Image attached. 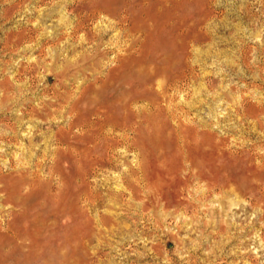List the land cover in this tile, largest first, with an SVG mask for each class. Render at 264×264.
<instances>
[{
  "label": "rangeland",
  "instance_id": "rangeland-1",
  "mask_svg": "<svg viewBox=\"0 0 264 264\" xmlns=\"http://www.w3.org/2000/svg\"><path fill=\"white\" fill-rule=\"evenodd\" d=\"M263 186L264 0H0V264H264Z\"/></svg>",
  "mask_w": 264,
  "mask_h": 264
},
{
  "label": "bare ground",
  "instance_id": "bare-ground-1",
  "mask_svg": "<svg viewBox=\"0 0 264 264\" xmlns=\"http://www.w3.org/2000/svg\"><path fill=\"white\" fill-rule=\"evenodd\" d=\"M80 9H81V8H80ZM78 10H79V9H78ZM99 10H100V9H99ZM99 10H98V11H99ZM98 11L96 10V12H98ZM106 11H108V10H106ZM101 12H102V11H101ZM78 13H79V12H78ZM78 13H77V14H78ZM91 13H92V12H91ZM93 13H95V12H93ZM125 13H126V12H125ZM89 14H90V13H89ZM89 14H88V15H89ZM101 14H105V12L100 13V15H101ZM106 15H107V14H106ZM127 15H128V14H127ZM134 15H135V14H134ZM84 16H85V15H84ZM94 16H95V15H94ZM98 16H99V14L97 15V18H98ZM119 16H120V15H119ZM80 17H81V16H80ZM80 17H79V18H80ZM92 17H93V16H92ZM100 17H101V16H100ZM110 17L112 18L111 15H110ZM113 17L116 19V16H113ZM87 18H88V17L86 16V19H87ZM94 18H95V17H94ZM128 18H129V17H128ZM81 19H82V18H81ZM88 19L91 20L90 18H88ZM132 19H133V18H132ZM134 19H135V18H134ZM83 20H84V19H83ZM113 20H114V19H113ZM129 20H130V19H129ZM77 21H78V19H77ZM92 21H93V20H92ZM120 21H121V20H120ZM84 22H85V21H84ZM84 22H83V23H84ZM114 22H115V21H114ZM116 22H117V21H116ZM121 22H122V21H121ZM121 22H119V23H121ZM123 22H127V21H124V19H123ZM78 23H79V22H78ZM83 23H82V24H83ZM87 23H88V22H87ZM87 23H86V24H87ZM123 24H126V23H123ZM130 24H131V23H130ZM162 24H163V23H162ZM127 25H128V24H127ZM133 25H134V23H133ZM135 25H136V24H135ZM135 25H134V27H135ZM138 25H139V24H138ZM163 26H164V25H163ZM173 26H174V25H173ZM132 27H133V26H132ZM160 27H161V26H160ZM164 28H165V27H164ZM164 28H163V29H164ZM168 28H169V27H168ZM72 29H74V27H73V28L71 27V30H72ZM83 29H84V28H83ZM85 29H86V26H85ZM161 29H162V28H161ZM81 30H82V29H81ZM96 30H97V29H96ZM129 30H130V28H129ZM136 30H138V27H137V29L134 30V32H135ZM72 31H73V30H72ZM75 31H76V30H75ZM75 31H74V33H75ZM78 31H79V27H78ZM82 31H83V30H82ZM131 31H132V30H131ZM131 31H130V32H131ZM140 31H141V29H140ZM158 31H160V30H158ZM89 32L91 33V31H89ZM179 32H180V31H179ZM179 32H178V33H179ZM78 33H79V32H78ZM78 33H77V34H78ZM132 33H133V32H132ZM142 33H143V32H142ZM169 33H170V32H169ZM176 33H177V32H176ZM182 33H183V31H182ZM94 34H95V32H94ZM184 34H186V33H184ZM184 34H182V35H184ZM86 35H88V34L86 33ZM92 35H93V34H92ZM140 35H141V34H139V36H140ZM147 35H148V34H147ZM178 35H180V34H178ZM94 36H95V35H93V37H94ZM88 37H89V36H88ZM184 37H186V36H184ZM94 38H96V36H95ZM94 38H93V39H94ZM181 38H182V37H181ZM89 39H91V38H89ZM137 39H138V38H137ZM145 39H146V38H145ZM173 39H174V38H173ZM183 39H184V38H183ZM86 40H88V38H87ZM86 40H85V41H86ZM138 40H139V39H138ZM174 40H175V39H174ZM185 40H186V39H185ZM187 40H188V39H187ZM96 41H97V39H96ZM142 41H143V40H142ZM142 41H141V44H142ZM144 41H145V40H144ZM176 41H177V40H176ZM138 42H140V41H138ZM138 42H137V43H138ZM183 42H185V41H183ZM197 42H198V41H197ZM176 43H177V42H176ZM181 43H182V42H181ZM186 43H187V42H186ZM188 43H189V41H188ZM195 43H196V42H195ZM138 44H139V43H138ZM138 44H137V45H138ZM190 44H191V42H190ZM191 45H192V44H191ZM188 46H189V45H188ZM192 46H193V45H192ZM192 46H191V47H192ZM131 47H132V46H131ZM189 47H190V46H189ZM96 48H97V47H96ZM141 49H142V48H141ZM141 49H140V50H141ZM97 50H98V49H97ZM143 50H144V49H143ZM141 51H142V50H141ZM187 51H188V49H187ZM189 51H190V49H189ZM105 55H106V53H105ZM169 55H170V54H169ZM129 58H130V57H129ZM126 59H127V58H126ZM124 60H125V59H124ZM128 60H129V59H128ZM117 63H118V62H117ZM118 66H119V65H118ZM174 67H176V66H174ZM174 67H173V68H174ZM187 67H188V66H187ZM191 67H193V66H191ZM191 67H190V68H191ZM170 68H171V67H170ZM180 68H181V67H180ZM191 70H192V68H191ZM171 71H172V70H171ZM174 72H176V70H175ZM117 73H118V72H117ZM181 73H182V72H181ZM182 74H183V73H182ZM186 75H187V73H186ZM186 75L184 74V75H182V76H186ZM180 77H181V75H180ZM187 77H189V76H187ZM174 78H175V76H174ZM182 78H185V77H182ZM190 78H191V77H190ZM171 79H172V77H171ZM177 79H179V77H177ZM174 80H175V79H174ZM181 80H182V79H181ZM179 81H180V79H179ZM171 82H173V81H171ZM167 83H170V82L168 81ZM178 83H179V82H178ZM178 83L175 84V85L177 86ZM170 85H172V84H170ZM168 86H169V85H168ZM172 86H173V85H172ZM178 86H179V85H178ZM166 88H168V87L166 86ZM171 88H172V87H171ZM176 88H177V87H176ZM168 89H170V88H168ZM173 89H175V88H173ZM162 91H165V90L163 89ZM166 92H167V91H166ZM166 92H165V93H166ZM166 94H167V93H166ZM168 94H169V93H168ZM163 95H164V93H163ZM166 97H167V95H166ZM169 97H170V96H169ZM81 98H82V96H81ZM81 98H80V99H81ZM162 98H163V96H162ZM167 98H168V97H167ZM164 99H165V98H164ZM171 99H172V98H171ZM86 100H87V99H86ZM86 100H85V101H86ZM172 100H173V99H172ZM77 101H78V100H77ZM77 101H76V102H77ZM170 101H171V100H168L169 104L171 103ZM173 101H174V100H173ZM72 102H73V101H72ZM76 102H75V103H76ZM168 102H167V103H168ZM173 103H174V102H173ZM173 103H172V104H173ZM73 104H74V103H73ZM74 105H76V104H74ZM70 108H71V106H70ZM172 108H173V107H172ZM75 109H77V108H75ZM72 110H73L72 112L77 111V110H74V108H72ZM97 110H98V109H97ZM124 110H126V109H124ZM69 111H70V110H69ZM95 111H96V110H95ZM95 111H94V112H95ZM98 111H99V110H98ZM99 112H100V111H99ZM161 112H162V111H161ZM92 113H93V112H92ZM92 113H91V114H92ZM72 114H73V113H72ZM72 114H71V116H72ZM91 114H90V115H91ZM96 115H98V114H96ZM75 117H77V116L75 115ZM99 117H100V116H99ZM108 117H109V116H108ZM110 118H111V117H110ZM84 119H85V118H84ZM88 119H89V118H88ZM108 119H109V118H108ZM71 121L73 122L72 119H71ZM71 121H70V122H71ZM96 121H97V120H96ZM108 121H109V120H108ZM74 122H75V121H74ZM85 122H86V120H85ZM85 122L82 121V123H85ZM89 122H90V121H89ZM89 122H87V123H89ZM102 122H103V121H101V123H102ZM110 122H112V121H110ZM110 122H109V123H110ZM75 123H76V122H75ZM78 123H79V122H78ZM92 123H93V121H92ZM124 123H125V122H124ZM111 124H112V123H111ZM111 124H109V125H111ZM125 124H126V123H125ZM75 125H76V124H75ZM82 125H84V124H82ZM88 125H89V124H88ZM91 125H92V124H91ZM93 125H94V123H93ZM101 125H102V124H101ZM101 125H99V126H101ZM95 126H96V125H95ZM102 126H103V125H102ZM106 126H107V124H106ZM143 126H144V125H143ZM180 126H181V125H180ZM204 126H205V125H204ZM71 127H73V126H71ZM84 127H86V126H84ZM84 127H83V128H84ZM88 127H89V126H88ZM107 127H108V126H107ZM114 127H116V126H114ZM124 127H125V126H124ZM131 127H132V126H131ZM133 127H134V126H133ZM104 128H105V127H104ZM145 128H146V127H145ZM184 128H185V127H184ZM126 129H127V128H126ZM103 130H104V129H103ZM129 130H131V129H129ZM199 130H200V129H199ZM107 131H108V130H107ZM107 131H106V132H107ZM122 131H123V130H122ZM195 131H196V130H195ZM99 132H100V130H99ZM106 132H105V133H106ZM124 132H125V131H124ZM208 132H209V131H208ZM101 133H103V132H101ZM107 133H108V132H107ZM110 133H113V132H110ZM83 134H84V133H83ZM96 134H97V133H96ZM103 134H104V133H103ZM64 135H65V134H64ZM67 135H69V134H67ZM104 135H105V134H104ZM104 135H102V136H104ZM108 135H109V134H108ZM81 136H82V135H81ZM93 136H95V135H93ZM206 136H208V135H206V134H204V133L201 134V133H199V132H195L193 135L190 134V135H188V136H184V137H183V142H184L185 144H188V145H191V146L193 145L194 147H196V150L200 152V150H201V144H200V142H201V141H203V143H205V144H206V143H208V144L210 143L209 141L207 142V138H206ZM98 137H99V136H98ZM105 137H106V139H107V136H105ZM108 137H110V136H108ZM111 137H112V136H111ZM111 137H110V138H111ZM123 137H124V136H123ZM123 137H122V139H123ZM80 138H82V137H80ZM91 138H92V137H91ZM125 138H126V136H125ZM127 138H128V137H127ZM95 139H96V137H95ZM102 139H104V138H102ZM176 139H177V138H176ZM77 140H78V138H77ZM79 140H80V139H79ZM97 140H98V139H97ZM128 140H129V139H128ZM209 140H210V139H209ZM64 141H65V139H64ZM94 141H95V140H94ZM112 141H113V140H112ZM121 141H123V140H121ZM125 141H126V140H125ZM65 142H66V141H65ZM104 142H105V141H104ZM125 143H126V142H125ZM66 144H68V143L66 142ZM74 144H76V143H74ZM81 144H82V143H81ZM99 144H100V143H99ZM126 144H127V143H126ZM126 144H125V145H126ZM69 145H70V144H68L67 146L69 147ZM88 145H89V144H88ZM91 145H92V144H91ZM94 145H95V144H94ZM97 145H98V144H97ZM106 145H107V144H106ZM117 145H118V144H117ZM89 146H90V145H89ZM89 146H88V148H89ZM130 146H131V145H130ZM130 146H128V147H130ZM185 146H186V145H185ZM204 146H205V145H204ZM78 147H80V146H78ZM83 147L85 148V146H83ZM83 147H80V148H83ZM91 147H92V146H91ZM106 147H109V145L106 146ZM194 147H193V148H194ZM205 147H207V145H206ZM73 148H74V147H73ZM76 148H77V146H76ZM88 148H86V149H88ZM94 148H95V147H94ZM94 148H93V149H94ZM67 149H68V148H67ZM74 149H75V148H74ZM74 149H72L71 151H73ZM77 149H78V148H77ZM113 149H114V148H113ZM80 150H81V149H80ZM89 150H91V148H89ZM108 150H109V149H108ZM60 151H61V149H60ZM81 151H82V150H81ZM92 151H93V150H92ZM92 151H91V152H92ZM73 152H75V150H74ZM78 152H79V150H78ZM83 152H84V151H83ZM86 152H87V150H86ZM100 152H101V151H100ZM176 152H177V151H176ZM176 152H175V153H176ZM58 153H61V152L58 151ZM75 153H77V152H75ZM84 153H85V152H84ZM107 153H108V152H107ZM154 153H155V152H154ZM178 153H179V152H178ZM178 153H177V154H178ZM200 153H201V152H200ZM56 154H57V153H56ZM64 154H65V153H64ZM96 154H97V153H96ZM99 154H100V153H99ZM54 155H55V153H54ZM109 155H110V154H109ZM56 156H57V155H56ZM82 156H85V155H82ZM86 156H87V154H86ZM86 156H85V158H86ZM88 156H89V155H88ZM90 156H92V155H90ZM90 156H89V157H90ZM99 156H100V155H99ZM173 156H174V155H173ZM77 157H78V156H77ZM80 157H81V156H80ZM97 157H98V156H97ZM101 157H102V156H101ZM55 158H56V157H55ZM55 158H54V160H55ZM70 158H71V157H70ZM85 158H83V159L85 160ZM87 158H88V157H87ZM98 158H99V157H98ZM179 158H180V157H179ZM60 159H61V158H60ZM73 159H74V158H73ZM91 159H92V157H91ZM70 160H71V159H70ZM78 160H79V159H78ZM89 160H90V158L88 159V161H86V160H85V161H86V162H89ZM102 160H103V159H101L100 162H102ZM165 160H166V159H165ZM179 160H180V159H179ZM91 161H92V160H91ZM95 161H96V159H95ZM98 161H99V159H98ZM54 162H55V161H54ZM79 162H80V161H79ZM86 162H85V163H86ZM188 162H190L191 164L193 163V162H192V159H190ZM188 162H187V164H189ZM59 163H60V162H59ZM72 163H75V164H76V161H75V162L72 161ZM94 163H95V162H94ZM106 163H107V162H106ZM141 163H142V161H141ZM178 163H179V162H178ZM181 163H182V161H181ZM13 164H14V162L12 163V165H13ZM90 164H92V162H91ZM95 164L97 165V162H96ZM187 164H186V165H187ZM12 165H10V166H12ZM55 165H56V164H55ZM110 165H111V163H110ZM181 165H182V164H181ZM88 166H89V165H88ZM92 166H93V165H92ZM179 166H180V165H179ZM261 166H262V165H261ZM90 167H91V166H90ZM177 167H178V165H177ZM177 167H176V168H177ZM182 167H183V166H182ZM189 167H190V166H189ZM11 168H14V167H11ZM15 168H16V166H15ZM53 168H55V167H53ZM80 168H81V167H80ZM91 168H92V167H91ZM197 168H198V167H197ZM201 168H202V167H201ZM81 169H83V168H81ZM172 169H173V168H172ZM180 169H181V167H180ZM205 169H206V168H205ZM12 170H13V169H12ZM55 170H56V169H55ZM55 170H53V171H55ZM60 170H61V169H60ZM167 170H168V169H167ZM174 170H175V169H174ZM178 170H179V169H178ZM185 170H186V169H185ZM195 170H196V169H195ZM215 170H216V172H217V170L220 171V174H221V171L223 170V168H222V167H217V169H215ZM14 171H15V170H14ZM18 171H19V170H18ZM56 171H57V170H56ZM58 171H59V170H58ZM90 171H91V170H90ZM90 171H89V172H90ZM168 171H169V170H168ZM78 172H79V171H78ZM89 172H88V174H89ZM187 172H188V171L186 170V173H187ZM191 172H192V171H191ZM81 173H82V172H81ZM189 173H190V172H189ZM192 173H193V172H192ZM208 173H209V172H208ZM217 173H218V172H217ZM50 174H51V172H50ZM62 174H63V173H62ZM84 174H85V173H84ZM190 174H191V173H190ZM28 175H29V174H28ZM33 175H34V174H33ZM60 175H61V174H60ZM218 175H219V174H218ZM22 176H25V175H22ZM26 176H27V174H26ZM31 176H32V175H31ZM83 176H84V175H83ZM85 176H86V175H85ZM194 176L196 177L197 180H199L200 183H204V185L202 184V185H203V187H202L203 190H202V191H201V190H198V193L200 192L199 194H200V196H202V197H203V196L206 197V196H207L206 194L213 193V192L215 193V191H218V190H221V191H222V189L225 188L226 183H227L228 180H229V177H228V176L224 178V182H219L216 178H215V180H214V178H210V179H209V178H206V177L203 176L202 171L197 172V173H194ZM212 176H213V175H212ZM34 177H35V175H34ZM61 177H62V179H63V176H62V175H61ZM146 177H147V176H146ZM190 177H191V176H190ZM255 177H256V176H255ZM255 177H254V178H255ZM18 178H19V177H18ZM29 178H30V177H29ZM78 178H82V177H78ZM84 178H85V177H84ZM192 178H193V177H192ZM49 179H50V178H49ZM51 179H52V178H51ZM59 179H60V178H59ZM65 179H66V177H65ZM60 180H61V179H60ZM63 180H64V179H63ZM66 180H67V179H66ZM149 180H150V179H149ZM149 180H148V182H149ZM190 180H191V179H190ZM190 180H188V181H190ZM259 180H260V178H259ZM38 181H39V180H38ZM49 181H50V180H49ZM51 181H52V180H51ZM76 181H77V180H76ZM80 181H81V180H80ZM159 181H160V180H159ZM195 181H196V180H195ZM41 182H42V180H41ZM44 182H45V181H44ZM65 182H66V181H65ZM155 182H156V181H155ZM185 182H187V181H185ZM196 182H197V181H196ZM199 182H198V183H199ZM229 182H230V181H229ZM2 183H3V182H1V184H2ZM20 183H21V182H20ZM137 183H138V182H137ZM149 183H150V182H149ZM162 183H163V182L161 181V184H162ZM167 183H168V182H166V184H167ZM188 183H189V182H188ZM191 183H192V181H191ZM194 183H195V182H194ZM255 183H256V182H255ZM56 184H58V183H56ZM62 184H63V183H62ZM66 184H67V183H66ZM76 184H77V182H76ZM78 184H79V183H78ZM156 184H157V183H156ZM53 185H54V183H53ZM158 185H159V184H158ZM158 185H157V186H158ZM183 185H184V184H183ZM187 185H188V184H187ZM257 185H258V184H257ZM33 186H34V185H33ZM33 186H32V187H33ZM37 186H39V185H37ZM47 186H48V184H47ZM57 186H58V185H57ZM65 186H66V185H65ZM154 186H155V185H154ZM154 186H152V187H154ZM1 187H2V186H1ZM6 187H7V186H6ZM51 187H52V185H51ZM54 187H55V186H54ZM140 187H141V186H140ZM148 187L150 188V186L147 185V189H148ZM190 187H191V186H190ZM190 187H189V188H190ZM254 187H255V186H254ZM259 187H260V186H259ZM263 187H264V186H263ZM56 188H57V190H58L59 187H56ZM62 188H63V187H62ZM62 188H60V193H61V194H62V192L65 193V191H62V192H61V189H62ZM184 188H185V187H184ZM191 188H192V187H191ZM200 188H201V187H200ZM17 189L19 190L20 188H17ZM34 189H36V187H34ZM37 189H39V188H37ZM49 189H50V188H49ZM63 189H64V188H63ZM175 189H176V188H175ZM178 189H179V187L177 188V190H178ZM187 189H188V188H186V190H187ZM192 189H193V188H192ZM194 189H195V187H194ZM260 189H261V187H260ZM262 189H263V188H262ZM6 190H7V189H6ZM51 190H52V189H51ZM53 190H54V189H53ZM196 190H197V189H196ZM8 191H9V190H8ZM27 191H29V190H27ZM31 191H32V189H31ZM34 191H35V190H34ZM48 191H49V190H48ZM148 191H149V190H148ZM156 191H157V190H156ZM221 191H220V192H221ZM259 191H260V190H259ZM21 192H22V191H21ZM150 192H151V191H150ZM150 192H149V193H150ZM152 192H153V191H152ZM193 192H194V190H193ZM218 192H219V191H218ZM222 192H223V191H222ZM24 193H25V192H24ZM24 193H22V194L25 195ZM26 193H27V192H26ZM53 193H54V191H53ZM55 193H57V192H55ZM147 193H148V192H147ZM183 193H184V192H183ZM196 193H197V192H196ZM4 194H5V193H4ZM4 194H3V191H2V195H4ZM44 194H45V193H44ZM46 194H47V192H46ZM46 194H45V196H46ZM48 194H49V193H48ZM51 194H52V192H51ZM175 194H176V193H175ZM181 194H182V193H181ZM251 194H252V193H251ZM11 195H12V193H11ZM19 195H20V194H19ZM28 195H30V194H28ZM54 195H55V194H54ZM182 195H183V194H182ZM193 195H194V194H193ZM41 196H42V195H41ZM56 196H57V195H56ZM58 196H60L59 193H58ZM137 196H138V194H137ZM152 196H153V195H152ZM157 196H158V195H157ZM163 196H165V194H163ZM198 196H199V195H198ZM209 196H210V195H209ZM42 197H44V196H42ZM54 197H55V196H54ZM54 197H51V199L54 198ZM60 197H61V196H60ZM75 197H76V195H75ZM83 197H84V196H83ZM85 197H87V196H85ZM91 197H92V195H91ZM155 197H156V194H155ZM155 197H154V198H155ZM0 198L3 199L1 196H0ZM4 198H5V196H4ZM24 198H26V197H24ZM27 198H28V197H27ZM40 198H41V197H40ZM46 198H47V197H46ZM97 198H98V197H97ZM145 198H146V197H145ZM183 198H186V197H183ZM183 198H182V199H183ZM190 198H191V197H189V199H190ZM199 198H200V197H199ZM1 199H0V200H1ZM29 199H30V198H29ZM55 199H56V197H55ZM60 199H61V198H60ZM87 199H88V198H87ZM146 199H147V198H146ZM160 199H161V198H160ZM163 199H164V198H163ZM187 199H188V198H187ZM191 199H192V198H191ZM193 199H194V196H193ZM202 199H203V198H202ZM8 200H9V199H8ZM8 200H7V201H8ZM20 200H21V199H20ZM41 200H42V199H41ZM41 200H40V201H41ZM90 200H91V199H90ZM151 200H152V199H151ZM161 200H162V199H161ZM174 200H176V199L174 198ZM178 200H180V198H179ZM200 200H201V199H200ZM42 201H44V200H42ZM51 201H52V200H51ZM57 201H58V200H57ZM148 201H149V200H148ZM156 201H157V200H156ZM190 201H191V200H190ZM190 201H188V203H187L188 205L191 204ZM193 201H194V200H193ZM197 201H198V200H197ZM3 202H4V201H3ZM3 202H2V203H3ZM44 202H45V201H44ZM53 202H54V201H53ZM53 202H52V203H53ZM55 202H56V201H55ZM73 202H75V201H73ZM76 202H77V201H76ZM164 202H165V201H164ZM182 202H183V201H182ZM194 202H195V201H194ZM18 203H20V202H18ZM24 203H25V200H24ZM30 203H31V202H30ZM30 203H28V204L31 205ZM38 203H40V202H38ZM41 203H43V202H41ZM90 203L92 204V202H90ZM94 203H95V202H94ZM94 203H93V204H94ZM149 203H150V202H149ZM152 203H153V202H152ZM192 203H193V202H192ZM201 203H202V202H201ZM3 204H4V203H3ZM21 204H22V203H21ZM43 204H44V203H43ZM75 204H76V203H75ZM77 204H78V202H77ZM162 204H163V203H162ZM185 204H186V203H185ZM1 205H2V204H1ZM9 205H10V203H9ZM35 205H36V204H35ZM40 205H41V204H40ZM72 205H73V204H72ZM79 205H80V204H79ZM195 205H196V204H195ZM11 206H12V205H11ZM19 206H20V204H19ZM21 206H22V205H21ZM38 206H39V204H38ZM42 206H43V205H42ZM73 206H74V205H73ZM178 206H179V205H178ZM192 206H193V205H192ZM0 207H1V206H0ZM4 207H5V205H4ZM6 207H7V206H6ZM17 207H18V206H17ZM17 207H16V208H17ZM32 207H33V206H32ZM44 207H45V206H44ZM49 207H50V206H49ZM52 207H54V206H52ZM76 207H78V206H76ZM174 207H175V206H174ZM180 207L183 208V209L186 208V207H182V206H180ZM12 208H13V207H12ZM23 208H25V207H23ZM28 208H29V207H28ZM39 208H40V207H39ZM72 208L75 209V206L72 207ZM194 208H195V207H194ZM10 209H11V207H10ZM13 209H14V208H13ZM21 209H22V207L20 208V210H21ZM26 209H27V208H26ZM55 209H56V208H55ZM80 209H81V208H80ZM80 209H79V210H80ZM20 210H19V211H20ZM27 210H29V209H27ZM56 210H58V209H56ZM56 210H55V211H56ZM64 210H65V209H64ZM72 210H73V209H72ZM76 210H77V209H76ZM81 210H82V209H81ZM190 210H191V209H190ZM45 211H46V210H45ZM184 211H185V210H184ZM14 212H15V211H14ZM43 212H44V211H43ZM59 212H60V211H59ZM59 212H57V213H59ZM62 212H63V211H62ZM78 212H79V211H78ZM80 212H81V211H80ZM185 212H186V211H185ZM2 213H3V212H2ZM6 213H7V212H6ZM11 213H12V211H11ZM15 213H16V212H15ZM17 213H18V212H17ZM23 213H24V212H22V213L19 212L18 214H23ZM26 213H27V211H26ZM44 213H45V212H44ZM47 213H48V212H47ZM72 213H73V212H72ZM36 214H38V212H37ZM62 214H64V213H62ZM62 214H61V215H62ZM73 214H74V213H73ZM75 214H76V213H75ZM75 214H74V215H75ZM81 214H82V212H81ZM4 215H5V214H4ZM7 215H8V214H7ZM9 215H10V213H9ZM9 215H8V216H9ZM56 215H58V214H56ZM83 215H85V214L83 213ZM2 216H3V214H2ZM29 216H30V215H29ZM38 216H39V215H38ZM59 216H60V215H59ZM0 217H1V215H0ZM4 217H5V216H4ZM27 217H28V215H27ZM32 217H33V218H32L31 221H33V219L35 218L34 216H32ZM55 217H56V216H55ZM23 218H24V217H23ZM25 218H26V217H25ZM73 218H74V217H73ZM0 219H1V218H0ZM3 219H4V218H3ZM17 219H20V218H17ZM27 219H28V218H27ZM57 219H58V218H57ZM74 219H75V218H74ZM10 220H11V219H10ZM23 220H24V219H23ZM29 220H30V219H29ZM36 220H37V219H35V223H36ZM54 220H55V219H54ZM7 221H9V220H7ZM21 221H22V220H21ZM24 221H25V220H24ZM24 221H23V222H24ZM27 221H28V220H27ZM55 221H56V220H55ZM88 221H89V220H88ZM39 222H41V219H40ZM39 222H38V223H39ZM42 222H43V221H42ZM59 222H60V221H59ZM86 222H87V221H86ZM103 222H105V221H103ZM0 223H1V222H0ZM19 223H20V222H19ZM25 223H26V222H25ZM25 223H24V224H25ZM32 223H33V222H32ZM54 223H55V222H54ZM105 223H106V222H105ZM105 223H104V224H105ZM2 224H3V223H2ZM26 224H27V223H26ZM36 224H37V223H36ZM43 224H44V223H43ZM56 224H57V222H56ZM29 225H30V223L28 224V226H29ZM31 225H32V224H31ZM31 225H30V226H31ZM33 225H35V224H33ZM33 225H32V227H33ZM62 225H63V224H62ZM17 226H18V225H17ZM22 226H23V225H22ZM28 226H27V227H28ZM30 226H29V227H30ZM36 226H37V225H36ZM41 226H42V225H41ZM41 226H40V227H41ZM53 226H54V225H53ZM64 226H65V225H64ZM111 226H112V225H111ZM23 227H25V226H23ZM34 227H35V226H34ZM2 228H3V227H2ZM2 228H1V230H2ZM21 228H22V227H21ZM25 228H26V227H25ZM74 228H75V227H74ZM77 228H78V227H77ZM4 229H5V228H4ZM6 229H7V232H5V233H9V232H13V231H14L15 228H14L12 222H6ZM30 229H31V228H30ZM21 230H23V229H21ZM25 230H26V229H25ZM27 230H28V229H27ZM34 230H36V229L34 228ZM34 230H32V231H34ZM56 230H57V229H56ZM17 231H18V230H17ZM17 231H16V232H17ZM29 231H31V230H29ZM52 231H53V230H52ZM57 231H58V230H57ZM62 231H63V230H62ZM75 231H76V230H75ZM75 231H74V232H75ZM1 232H2V231H1ZM1 232H0V233H1ZM16 232H13L15 238L18 237L17 234H16ZM18 232H19V231H18ZM22 232H23V231H22ZM22 232H20V233H22ZM44 232H45V231H44ZM49 232H50V231H49ZM72 232H73V231H72ZM77 232H78V231H77ZM23 233H24V232H23ZM23 233H22V234H23ZM25 233H26V232H25ZM39 233H40V231H39ZM37 234H38V233L35 232V234H33V235L31 234L32 236L30 235V236H28V237H26V236H27V234H26V236L23 237L24 239H22V235H21V238H20V240L22 239V241H24V242H26L25 240L30 241L29 244L27 245V248H28V249H27V250H28V251H27V258H28L29 260H31V261H36V260L42 255V253L45 252V251H43V252L41 253V247L39 246L40 244L38 245V243H37L38 240H37L36 237L39 236V235H37ZM55 234H56V233H55ZM57 234H58V233H57ZM66 234H67V233H66ZM79 234H80V233H79ZM0 235H2V234H0ZM70 235L72 236V234H70ZM23 236H24V235H23ZM66 237H67V236H66ZM90 237H91V236H90ZM2 238H3V237H1V239H2ZM8 238H9V237H8ZM26 238H27V239H26ZM71 238H72V237H71ZM71 238H70V241H71ZM73 238H74V235H73ZM77 238H78V237H77ZM77 238H76V240H77ZM88 238H89V237H88ZM64 239H66V238H64ZM68 239H69V238H68ZM74 239H75V238H74ZM86 239H87V238H86ZM14 240H15V239H14ZM18 240H19V239H18ZM92 240H93V239H92ZM1 241H2V240H1ZM64 241H65V240H64ZM66 241L68 242L69 240L66 239ZM8 242H9V241H8ZM73 242H74V241H73ZM19 243H20V242H19ZM20 244H24V243L21 242ZM43 245H44V244H43ZM62 245H63V244H62ZM64 245H65V244H64ZM76 245H78V244H76ZM10 246H11V245H10ZM22 246H25V245H22ZM22 246H21V247H22ZM41 246H42V244H41ZM69 246H70V245H69ZM81 246H82V245H81ZM66 247H67V246H66ZM8 248H9V247H8ZM78 248H79V247H78ZM4 249H5V247H4ZM25 249H26V248H25ZM66 249H67V248H66ZM76 249H77V248H76ZM9 250H10V249H9ZM9 250H7V251H9ZM54 250H55V248H54ZM3 251H4V250H3ZM25 251H26V250H25ZM68 252H69V251H68ZM0 255H1V254H0ZM7 255H8V254H7ZM61 256H62V255H61ZM3 257H4V256H3ZM66 257H67V256H66ZM58 261H59V260H58ZM62 261H63V259H62ZM66 261H67V260H66ZM3 262H4V261H3ZM7 262H9V261H7ZM67 262H69V261H67ZM5 263H6V262H5ZM8 264H9V263H8ZM11 264H12V263H11ZM48 264H49V262H48ZM63 264H64V262H63Z\"/></svg>",
  "mask_w": 264,
  "mask_h": 264
}]
</instances>
